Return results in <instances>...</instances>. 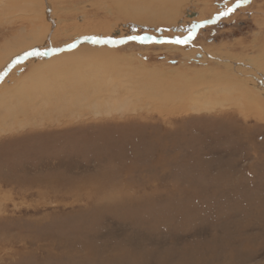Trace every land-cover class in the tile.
<instances>
[{
    "label": "rangeland",
    "instance_id": "374dc122",
    "mask_svg": "<svg viewBox=\"0 0 264 264\" xmlns=\"http://www.w3.org/2000/svg\"><path fill=\"white\" fill-rule=\"evenodd\" d=\"M150 1L0 0V49L34 19L49 25L15 53L0 90L38 60L90 45L80 62L116 66L101 63L112 74L87 91L125 100L110 114L45 109L52 96L36 90L11 127L0 101V264H264V0H188L175 18ZM127 2L140 9L120 11ZM236 78L255 106L235 90L208 109L165 106L141 94L147 83L121 82L229 94Z\"/></svg>",
    "mask_w": 264,
    "mask_h": 264
},
{
    "label": "bare ground",
    "instance_id": "6f19581e",
    "mask_svg": "<svg viewBox=\"0 0 264 264\" xmlns=\"http://www.w3.org/2000/svg\"><path fill=\"white\" fill-rule=\"evenodd\" d=\"M153 1L156 3L155 5L157 6L162 4V9H160L159 13H157V17L166 16L169 18H175L181 11L180 7L183 4H186L188 2V0H152V2ZM152 2L150 1L148 3H150L151 5ZM128 6L130 7L129 2L123 4V6L120 7V11H126L128 9L127 8ZM143 8H145V5L143 6ZM130 9L133 10L134 12H137L138 10L136 9H140V7H136L133 9L130 7ZM34 20L35 22L33 20L32 22L30 21L32 25L27 35L20 36V37L17 36L16 40L13 43L7 44V46H4L3 48L0 49V72L4 68L2 70V73H0V77L4 73V70L6 71V69H8L16 61V59H18V58L14 59V56L20 55L23 51L28 50V49H25L26 47L30 45H34L37 42H40L45 38L46 33L49 29V25L45 21L40 23L36 19ZM94 47L95 46H90V45L89 46L88 45L79 46V49L77 50L75 48V50H71L68 52H61L55 55L51 54V56H49L46 59L38 60V63L32 66V68L28 72H26L27 74L14 80L13 87H11L10 89H6V90H0V101H2L3 105H7V107L5 108H1L3 105L0 107L1 110H4L5 112L4 114L5 116L1 120H3L4 122H8L7 123L8 126L11 127L12 124H10V120L12 116L15 114V112L17 111V108L24 107L23 112L26 111L25 106L27 105L25 104V102L26 100L31 102L30 101L31 95L34 94L36 90H42V92H46L44 94L48 96H52V102L54 103H52L48 108H45V109H50L54 107V109L60 108L63 110V108H66L70 110V108L76 109L77 107L87 106V107L95 109V113L104 112V113H109V114L112 112H119L122 109H125L124 99L120 100L116 96H111V94H108V93H104L102 94L103 95L102 96L100 92L89 93V91H87L88 87H91L92 89H94L97 86V88H100L103 83L101 82L103 80V77L100 79L101 75L99 77V74L103 72L109 73L111 71L103 64H106L110 68L116 66L115 65L116 63H111L110 65H108L107 64L108 62L105 61L104 58L103 60L102 58H100L99 61H102L101 63L103 62L104 63L101 64L99 62V64L96 65L101 70L103 69L102 71H99V69L96 68V66L95 67L89 66L90 64L94 65L92 63V60L95 61V59L85 60L83 63L80 62V58L82 59L83 57L85 58L86 56L87 57L90 56L91 54L90 51H92ZM20 49L22 50V52L19 54H15L18 50H19L18 52H20L21 51ZM96 61L98 63V60ZM18 65L19 64H17L11 71L14 72L17 69ZM99 65H101V67ZM121 67L122 66H120V68ZM115 68H118V67H115ZM132 71L133 72H131V74L135 73V75H137L140 73L139 70H136V69H132ZM149 71L143 72L141 75L151 76L154 74L155 76H157L156 72L154 71L149 72ZM124 73H120V76ZM129 73L130 72H127L124 75H130ZM110 74L112 73L110 72ZM182 76H184V74L177 75V77H182ZM115 77H118V76H115ZM105 79L108 80L106 76H105ZM154 79L149 80L148 78L149 81H153ZM149 81L142 80L141 82H139L138 80L135 83H132V80H131L128 83L126 81H121V82L123 84L125 83L127 84L128 91L131 86H134L136 89L139 88V92H141L140 89L143 86V84L147 83L151 89L150 90L151 92L142 91L141 94H145L146 95L145 97L146 98L148 97V99L154 98V99L162 100L165 106L176 104V105H180L181 107H184L187 109L188 108L208 109V108L214 107L216 103H219L221 101L222 103L230 102L231 98L229 100V97H231L230 94L234 90L235 92L238 93V97L245 99V101H243V104L247 106H250V104H252V106H255L254 102L258 103L256 94L253 93V91L250 90V88H248V86L246 85L247 82L239 78H236V81L232 83L233 85L234 83H236L238 87L233 86L234 88L232 87L228 88L230 92L229 94H226V93L221 94L222 92L224 93L223 89L220 90V92L215 89L208 91V92L191 91L190 89L187 90L184 88H180V83H175L173 79H170V81L169 79H167L168 84H164V82H161V84H158V85L156 83L155 84L150 83ZM2 82L3 81H1L0 84H2ZM229 82L231 83L232 81H229ZM221 83H224V82H221ZM254 87H256V85H254L253 88ZM104 90L107 92L109 89L106 88ZM94 91H99V90H94ZM9 93L10 94L12 93L13 99ZM219 94L221 96H219ZM36 96H37V93L33 96V98H35ZM84 97L87 100H85ZM38 98H40L38 99V103L40 105L44 106V105L51 103L49 102V99L46 96H40ZM11 100L13 101L12 104H14L16 108L12 104L8 105ZM31 104H32L31 105L32 107L33 105L34 107H36V104L34 103H31ZM171 109H172V106H171ZM28 112L30 111L28 110ZM24 115H25L24 116L25 120H30L29 118L30 113L27 114V116L26 114ZM13 128H15V126H13L12 129Z\"/></svg>",
    "mask_w": 264,
    "mask_h": 264
},
{
    "label": "snow or ice",
    "instance_id": "6c2138e0",
    "mask_svg": "<svg viewBox=\"0 0 264 264\" xmlns=\"http://www.w3.org/2000/svg\"><path fill=\"white\" fill-rule=\"evenodd\" d=\"M242 2H250V0H242ZM237 6H239V4ZM231 11H233V9H228L226 12L221 13V15H227ZM190 35H191V33H190ZM127 39L128 40H143L145 38L144 37H137V36H129V37H127ZM175 42L184 43L185 41L177 40ZM29 54H39V53H29Z\"/></svg>",
    "mask_w": 264,
    "mask_h": 264
},
{
    "label": "water",
    "instance_id": "95a60500",
    "mask_svg": "<svg viewBox=\"0 0 264 264\" xmlns=\"http://www.w3.org/2000/svg\"><path fill=\"white\" fill-rule=\"evenodd\" d=\"M31 53V52H30Z\"/></svg>",
    "mask_w": 264,
    "mask_h": 264
}]
</instances>
